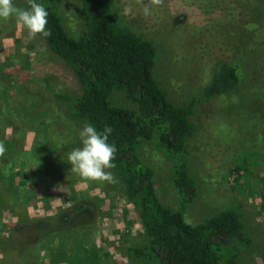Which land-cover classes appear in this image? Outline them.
<instances>
[{"label":"rangeland","instance_id":"rangeland-1","mask_svg":"<svg viewBox=\"0 0 264 264\" xmlns=\"http://www.w3.org/2000/svg\"><path fill=\"white\" fill-rule=\"evenodd\" d=\"M113 2L121 24L154 40L158 50L157 77L173 101L184 102L196 95L209 80L217 61L235 65L238 88L198 104L193 116L197 131L188 142L186 155L178 158L185 162L197 186V196L183 209V216L197 224L215 210L237 207L253 243L251 251L240 253L238 263L264 264V42H253L247 32L257 26L264 33V0H163L161 6L151 5L149 0ZM13 3L22 8L20 0ZM145 6L151 9L147 17L143 14ZM57 11L69 34L77 35L81 19L76 1L62 0ZM242 32L249 36L236 42L233 34ZM36 76L38 87L33 81ZM46 86L64 94L77 91L69 71L49 56L38 35L29 37L14 19L0 21V100H41L40 105H35H46L51 113L55 125L52 133L60 144L57 149L66 156L82 147L79 132L84 125L60 123L54 102H47L50 99ZM109 101L135 109L119 91L112 92ZM34 112L30 114L33 118ZM3 131L11 137L12 127ZM32 138L31 130L24 141L18 142L23 153L30 152ZM139 151L155 171L161 201L179 209L171 183L173 160L153 142L142 141ZM61 153L56 155L60 157ZM75 178L79 181L72 185L74 193H84L91 205H85V211L71 224L90 227L101 252L99 264H149L135 261L126 253L127 246L142 244V229L119 182L84 181L77 174ZM38 188L41 190L35 191L39 201L26 210L31 218H51L58 223L65 210L80 205L75 203L72 191L57 184L50 186L49 193ZM17 215L19 211L14 207L0 212V264H67L62 250L54 257H46L38 236L10 235L7 225Z\"/></svg>","mask_w":264,"mask_h":264},{"label":"trees","instance_id":"trees-1","mask_svg":"<svg viewBox=\"0 0 264 264\" xmlns=\"http://www.w3.org/2000/svg\"><path fill=\"white\" fill-rule=\"evenodd\" d=\"M20 1L22 8L28 7L27 0ZM61 1L37 0L48 11L47 27L52 33L47 38L38 36L49 56L69 71L77 91L64 94L46 86L47 102H54L60 123H90L98 131L105 126L113 129L108 142L117 149L116 167L110 170L142 229V244L127 246L126 253L135 261L149 264H239L240 253L251 251L253 244L242 212L229 206L213 211L197 224L189 223L183 209L195 200L197 186L185 162L178 159L186 155L188 142L197 131L193 116L198 104L238 88L235 65L217 61L196 95L184 102L173 101L157 77L154 40L121 24L113 0H75L81 19L77 35L69 34L61 21L57 11ZM257 28L247 32L253 42H264V33ZM233 35L236 42L249 36L246 32ZM33 79L38 87V77ZM115 91L123 93L135 109L111 104L109 95ZM26 99L0 100V142L7 149L0 158V212L14 207L20 214L6 230L19 238L38 236L46 257L62 250L67 264H99L101 252L90 227L71 224L90 202L81 191L74 193L72 185L78 179L74 180L76 173L71 171L69 155L57 149L60 144L52 133V115L46 105H35L41 100ZM32 110L34 118L30 116ZM7 126L12 127L9 138L3 131ZM31 130V148L25 154L18 142L24 141ZM142 141L155 143L173 160L171 183L179 209L170 208L159 198L155 171L139 151ZM52 184L72 191L75 203L80 205L65 210L58 223L51 218L29 217L26 210L39 201L35 190L43 187L49 193Z\"/></svg>","mask_w":264,"mask_h":264},{"label":"clouds","instance_id":"clouds-1","mask_svg":"<svg viewBox=\"0 0 264 264\" xmlns=\"http://www.w3.org/2000/svg\"><path fill=\"white\" fill-rule=\"evenodd\" d=\"M151 5L161 6L163 0H149ZM28 7H17L13 0H0V21L14 19L16 24L27 30L28 36L36 38L37 35L47 38L52 35L48 29V11L37 2L27 0ZM143 14L151 15V9L145 6ZM113 129L105 126L103 131H98L90 123H86L79 132L82 147L74 148L68 156L71 171L82 180L114 184L117 178L108 169L116 167L114 160L117 152L116 146L108 142ZM5 145L0 142V158L6 154Z\"/></svg>","mask_w":264,"mask_h":264}]
</instances>
